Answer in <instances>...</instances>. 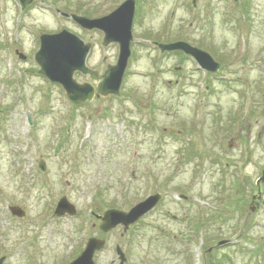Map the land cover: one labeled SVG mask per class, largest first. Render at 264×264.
<instances>
[{
  "label": "rangeland",
  "instance_id": "374dc122",
  "mask_svg": "<svg viewBox=\"0 0 264 264\" xmlns=\"http://www.w3.org/2000/svg\"><path fill=\"white\" fill-rule=\"evenodd\" d=\"M125 1L35 0L22 10L17 0H0V258L69 264L90 237L113 243L122 233L101 232L98 215L165 191L162 206L136 228L154 241L128 250L134 264H180L159 234H191L207 212L216 241L245 235L246 250L217 255L223 264H264V63L257 62L264 61V0H137L121 96L73 105L61 85L38 73L39 37L67 29L92 43L87 65L103 74L116 63L118 45L104 47L102 32L62 13L98 18ZM147 39L208 52L221 64L218 78L204 81L194 62L161 57ZM74 78L95 82L77 72ZM181 193L190 198L187 211ZM62 196L77 208L75 217L54 215ZM10 205L21 206L26 219ZM114 258L109 248L95 261Z\"/></svg>",
  "mask_w": 264,
  "mask_h": 264
},
{
  "label": "water",
  "instance_id": "95a60500",
  "mask_svg": "<svg viewBox=\"0 0 264 264\" xmlns=\"http://www.w3.org/2000/svg\"><path fill=\"white\" fill-rule=\"evenodd\" d=\"M19 2L21 7L25 9L32 4L33 0H19ZM135 8V0H126L115 11L100 18L90 19L83 16H73L75 22L82 28L101 30L104 33V46L116 43L120 48L117 64L109 66L98 83V96H118L120 94V88L131 56ZM158 45L162 51H182L190 55L210 72L218 73L221 68V64L215 61L209 53L192 46L186 41ZM91 47V43H85L80 37L67 30L57 34H43L40 37V49L35 55L36 62L40 66L39 74L45 76L52 83L60 84L73 104L90 102L96 94V89L92 84H78L74 79V73L77 71L89 74L94 80L100 79L99 74L89 69L86 64ZM19 57L22 60L27 58L23 53H19ZM41 168L45 169L43 162ZM262 181H264V177ZM161 198L162 196L159 193L150 196L128 212L116 208L105 211L100 217L102 221L100 230L108 233L122 225L124 231L127 232L131 225L153 210ZM11 211L19 217L24 215V211L18 206L11 207ZM55 214L57 216L66 214L74 216L76 208L66 197H63L58 202ZM105 247L104 240L92 237L88 240L83 252L70 264H95L96 252L103 250ZM117 254L121 258V264H124L126 257L120 247L117 248ZM4 260L5 258H1L0 264H3Z\"/></svg>",
  "mask_w": 264,
  "mask_h": 264
},
{
  "label": "flooded vegetation",
  "instance_id": "af4514ba",
  "mask_svg": "<svg viewBox=\"0 0 264 264\" xmlns=\"http://www.w3.org/2000/svg\"><path fill=\"white\" fill-rule=\"evenodd\" d=\"M136 2H137V0H136ZM146 41L148 43L152 44L154 51H158L161 57H163V56H170V57H176V58H179V57L182 58L183 57V54L180 52H173V53L161 52L159 50V48L155 47V45H154V43H156V42L167 44V43H169L167 41L166 42H160L158 40H148V39ZM17 51H18V49L16 50V52ZM187 60H188V62H191V63L193 62V60L190 58H188ZM104 61H106V60L104 59ZM257 62L259 65H262V63H264V61H257ZM114 64H110V65H114ZM92 70L99 72L98 70H95V69H92ZM195 72L197 73L199 78L201 77L204 81H207L209 79L215 80V78H218L216 74H213V73L206 71V70H201L197 66H195ZM79 74H82V73H79ZM84 76L90 77L89 75H85V74H84ZM90 79L92 80L91 77H90ZM85 83H90V84L94 85L95 87H97L98 81H95L94 84L87 81V80L80 82V84H85ZM206 89H207V91L210 90L209 85H207ZM108 97L111 98L113 96H108ZM95 98H99V97H95ZM156 193L162 194L161 201L157 204V206L151 212H149L147 215H145L143 218H141L137 223L130 226L128 232L125 233L123 227L119 226L118 228L122 229V233H120L117 236V238L114 240L113 243H111L109 239L100 238V239L105 240L106 247L104 250L96 252V254H95L96 257L99 256L100 254H102L104 251H106L109 248H111L112 251H115V253H117V248L120 247L121 250L123 251L125 257H126V262L124 264H134V261L132 259L131 254L129 253V251L136 249L138 246L142 245V243L144 241L147 244L148 243L150 244L151 242L154 241V239H151L150 236L142 235V233L141 234L138 233L136 231V228L138 227L139 223H141V221L146 219V217L153 216L156 213V211L162 206V204L165 202V200L168 198V194L165 191L155 192V193H152L150 195H153ZM180 196L182 199L181 200L182 203L180 205H184V203H186V202L189 203V204H185L184 206H181V208H183V209H185V211H187L192 205L191 202H189L190 198L183 193H181ZM197 204L198 205L201 204V201H197ZM203 204H205V203H203ZM206 205L208 208H210V206H211L210 203H207ZM54 212H55V209H54ZM205 215L207 217L200 219L201 220L200 223H199V219L196 221V223L193 226V230H192L193 233H191V234H187L185 236L182 233H180V234L179 233L178 234L165 233V229H162L161 234H159L161 236V238H159V241L163 244L164 251L168 255H170L171 257H176L178 259L180 258V260H181L180 264H223L224 260H221L219 258H221V256L223 255V253L226 252L227 249H230V248L243 249V250L247 249L246 247H242L243 245L241 244V241H244V239H245V237H244L245 235H243V234L240 235L239 237L235 238V239H221L219 241H216V239H214V237H211L210 235H208L209 233L207 232V230H208L207 227H208L209 222L211 220H213V218L211 219L209 212H207ZM98 216H100V215H98ZM98 216H97V218L99 219ZM170 216L172 217V219H174L176 221L181 220L180 216H176V215H172V214H170ZM198 216H199V214H198ZM62 218H71V216L65 215ZM19 219L25 220L26 218L24 216L23 218H19ZM183 242H186V245ZM165 243H166L167 247L165 246ZM177 243L179 244L178 249H175L174 245ZM251 245H252L251 246L252 250H250V251L256 250L257 247L253 243ZM218 254H220L221 256L218 257L217 256ZM140 263L141 264H159V262H157V259L152 260V261L150 259H147L146 261H142ZM110 264H121V258L119 256H117V254H116V258H114L110 262ZM160 264H168V260L162 259L160 261Z\"/></svg>",
  "mask_w": 264,
  "mask_h": 264
}]
</instances>
